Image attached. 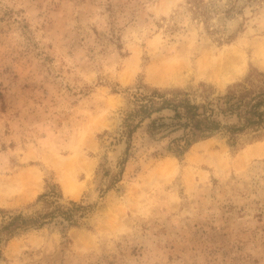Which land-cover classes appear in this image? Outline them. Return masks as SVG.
<instances>
[{
  "label": "rangeland",
  "instance_id": "rangeland-1",
  "mask_svg": "<svg viewBox=\"0 0 264 264\" xmlns=\"http://www.w3.org/2000/svg\"><path fill=\"white\" fill-rule=\"evenodd\" d=\"M263 37L264 0H0V230L55 211L3 236L0 264H264V128L179 154L171 109L136 114L155 89L201 102L264 73ZM232 47L226 81L149 76Z\"/></svg>",
  "mask_w": 264,
  "mask_h": 264
},
{
  "label": "trees",
  "instance_id": "trees-1",
  "mask_svg": "<svg viewBox=\"0 0 264 264\" xmlns=\"http://www.w3.org/2000/svg\"><path fill=\"white\" fill-rule=\"evenodd\" d=\"M173 91V92H172ZM171 93L161 92L158 89L144 95L136 114L143 118L151 117L153 112L171 109L174 112L173 120L177 121L175 129H183L185 135L183 142L177 143L175 152L183 154L192 144L200 132L214 133L226 130L236 135L244 132H254L264 128V73L254 72L244 82L230 86L225 94L218 96L206 95L201 102H194L187 93L172 90ZM223 119H232L224 122ZM163 117L151 121L150 127L158 129L168 126L162 122ZM131 128L132 122L128 124ZM132 132V129L130 130ZM50 204V202H48ZM52 204V202H51ZM58 215L69 220L66 211L61 207ZM61 210V211H60ZM55 211L45 212L39 218L24 216L23 214L11 215L1 225L0 241L3 236H13L18 230L32 225H43L44 220Z\"/></svg>",
  "mask_w": 264,
  "mask_h": 264
},
{
  "label": "bare ground",
  "instance_id": "bare-ground-1",
  "mask_svg": "<svg viewBox=\"0 0 264 264\" xmlns=\"http://www.w3.org/2000/svg\"><path fill=\"white\" fill-rule=\"evenodd\" d=\"M235 53H236L235 47L228 48L227 50L221 51L216 56L214 54H213L214 56L210 55L209 52L207 54L204 53L197 60H195V63L193 62L195 64V67L193 66L194 68H191L192 65H190L189 62L187 64H183L186 62L182 63V62L177 61L175 59L165 60L162 63V65H156V66L151 67L149 70V76L155 82L167 83V82H174L176 80V78H179V79L185 78V77H183L184 75L182 76V74H184L186 72L190 73V71H194L195 74H196V72L198 74H202V75L208 74V75H213V77L219 78L221 80H225L226 78H229V76L227 75L226 72L229 71L228 64L230 63L231 59H234L232 57H233V55H235ZM255 53L259 54L260 56H264V37H263L262 41L259 42L255 46ZM249 153L250 154H260V153H262V151H260L259 149L258 150L252 149V150H249ZM29 175H30V173H29ZM24 176H21V177H24ZM66 180L63 181L64 186L67 184ZM71 190H72V188H71ZM71 190L67 189L65 187V191L67 193L71 194L73 191V190L72 191Z\"/></svg>",
  "mask_w": 264,
  "mask_h": 264
}]
</instances>
